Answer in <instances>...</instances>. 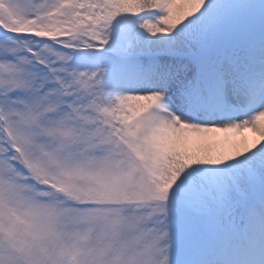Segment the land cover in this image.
I'll return each instance as SVG.
<instances>
[{
  "label": "snow or ice",
  "instance_id": "6c2138e0",
  "mask_svg": "<svg viewBox=\"0 0 264 264\" xmlns=\"http://www.w3.org/2000/svg\"><path fill=\"white\" fill-rule=\"evenodd\" d=\"M0 264H264V0H0Z\"/></svg>",
  "mask_w": 264,
  "mask_h": 264
}]
</instances>
